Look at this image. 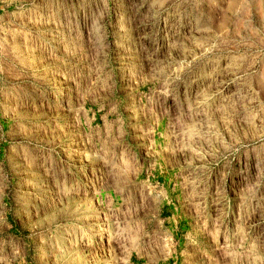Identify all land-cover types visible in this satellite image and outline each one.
Segmentation results:
<instances>
[{
    "label": "rangeland",
    "instance_id": "1",
    "mask_svg": "<svg viewBox=\"0 0 264 264\" xmlns=\"http://www.w3.org/2000/svg\"><path fill=\"white\" fill-rule=\"evenodd\" d=\"M0 264H264V0H0Z\"/></svg>",
    "mask_w": 264,
    "mask_h": 264
}]
</instances>
